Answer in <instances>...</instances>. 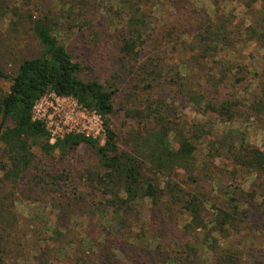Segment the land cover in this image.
Listing matches in <instances>:
<instances>
[{
  "label": "rangeland",
  "instance_id": "374dc122",
  "mask_svg": "<svg viewBox=\"0 0 264 264\" xmlns=\"http://www.w3.org/2000/svg\"><path fill=\"white\" fill-rule=\"evenodd\" d=\"M6 1L21 9L23 16L9 11L0 15V71L5 74L0 77V96L9 92L19 61L38 54V42L24 18L30 11L34 17L48 15L58 23L55 34L73 59L82 64L81 78H94L117 90L111 126L119 145L138 126L135 119L128 118L126 109L140 107L144 99L159 103L165 116L181 127L204 126L195 153L199 174L195 172L194 183L183 184L187 190L221 197L230 178L216 177L221 186L212 182L208 161L212 141L225 132L242 131L250 145L264 151V118L257 122L243 115L225 122L211 112L202 114L189 100L193 94L211 102H248L251 96L264 100V51L247 36L243 25L246 14L239 2L229 6L232 16L226 28L232 51L227 56L230 63L245 65L256 74L249 75L245 84H250L244 89L221 85L215 90L206 82L212 64L207 56L200 57L199 34L210 13L208 0ZM133 8H138L137 14L146 25L137 60L126 59L119 51L121 34L126 33V19ZM34 107V116L41 118L51 138L79 131L103 142L100 119L73 99L49 94ZM8 124L5 119L3 128ZM209 127L211 134L207 132ZM2 148L0 143V162L5 163ZM32 153V175L18 189L3 183L0 171V201L10 210L9 216L5 215L7 223L0 227V264H216L217 255L208 247L203 232H187L184 225L189 217L166 196L156 204L147 199L134 204L132 210L122 214L120 228L109 220L110 214L100 213L101 196L83 180L87 170L99 169L95 157L83 145L66 155L60 151L45 155L37 148ZM205 166H209L207 172L201 171ZM178 174L186 181L185 172ZM55 176L58 179L51 180ZM257 178L240 172L233 181L245 193L256 195L248 198L258 209L255 216L264 219V175ZM156 182L163 188V177L157 176ZM247 206L251 207L252 202ZM251 212L250 218H254ZM233 251H242L244 260L249 254L262 256L259 262L250 264L263 263L264 234L253 230Z\"/></svg>",
  "mask_w": 264,
  "mask_h": 264
},
{
  "label": "trees",
  "instance_id": "16d2710c",
  "mask_svg": "<svg viewBox=\"0 0 264 264\" xmlns=\"http://www.w3.org/2000/svg\"><path fill=\"white\" fill-rule=\"evenodd\" d=\"M208 1L210 13L207 12V24L199 34L200 57L207 56L212 64V73L207 75L206 82L215 90L221 85L244 89L250 84H245L249 75L256 73L240 63L232 64L228 59L227 55L232 51L230 31L226 28V21L232 16L229 6L240 3L246 14L243 25L247 36L254 38L257 47L264 51V0ZM257 5L260 7L256 8ZM8 11L21 18L23 16L21 9L0 0V15L5 16ZM129 13L119 51L124 58L137 60L144 43L146 25L137 14L138 8L129 10ZM24 18L30 24L29 29L38 42L39 51L32 58H22L13 77L17 82L14 95L7 102L6 119L9 124L0 134L1 151L6 156V162H0L1 181L18 189L30 178L33 148L45 155L55 151L66 155L83 145L95 157L99 169L97 172L87 170L83 180L89 189L101 196L102 201L98 204L100 213L110 214L109 220L118 228L123 224L122 214L132 210L134 204L146 199L156 204L166 196L170 204L178 206L189 217L184 225L187 232H203L208 247L217 255L216 264L259 262L262 256L249 254L244 260L242 251H233L235 245L246 242L253 230L264 234V219L255 216L258 209L248 198L256 195L245 193L233 180L240 172L254 174L256 178L263 176L264 151L250 145L242 131L225 132L212 141V155L208 161L212 167V182L221 186L223 177L230 178V183L223 187L221 197L202 190H187L183 184L194 183L195 172H199L195 153L199 132L204 126L197 124L198 127L192 129L181 127L165 116L159 103L144 99L140 107L126 109L128 118L135 119L138 126L130 130L123 145H119V138L111 126L117 90L97 79L84 80L80 77L82 64L74 60L59 41L55 34L58 23L50 16L34 17L26 11ZM4 76L0 71V77ZM13 79L9 92L14 85ZM9 92L0 96L1 118ZM49 94L71 98L83 109L97 115L101 121L103 142L73 132L64 133L51 142L45 124L32 116L35 103ZM189 100L198 106L202 114L211 112L225 122L243 115L247 119L254 117L257 122L264 118V100L261 97L251 96L248 102L240 99L211 102L203 95L193 94ZM207 132L211 134L210 127ZM209 166L202 167L201 171L207 172ZM179 171L187 174L186 181L180 179ZM157 176L164 178L163 188L157 185ZM216 177L221 180L216 182ZM52 179H58V176ZM39 180L43 182V179ZM249 202H252L251 207L247 206ZM250 210H253L251 215L254 218H250ZM9 213L10 210L0 201V227L7 223L5 215L9 216ZM1 240L0 234V243Z\"/></svg>",
  "mask_w": 264,
  "mask_h": 264
},
{
  "label": "water",
  "instance_id": "95a60500",
  "mask_svg": "<svg viewBox=\"0 0 264 264\" xmlns=\"http://www.w3.org/2000/svg\"><path fill=\"white\" fill-rule=\"evenodd\" d=\"M16 82H17V80L16 79H13L14 85L11 88V90L9 92V97H8V99H7V101L5 102V105H4V111H3V115H2V122L0 124V134H1V131L3 129V122L6 119V115H7V111H6V109H7V102L14 95V88H15Z\"/></svg>",
  "mask_w": 264,
  "mask_h": 264
},
{
  "label": "built area",
  "instance_id": "2783aa9c",
  "mask_svg": "<svg viewBox=\"0 0 264 264\" xmlns=\"http://www.w3.org/2000/svg\"><path fill=\"white\" fill-rule=\"evenodd\" d=\"M36 104H37V102L35 103V106H36ZM35 110H36L35 107H33V109H32V116H33V119H35V120H40V121H41V118H37V119H36V117L34 116V111H35ZM84 110H85V109H84ZM93 114H94V113H93ZM96 116H97V115H96ZM97 117H98V116H97ZM98 118H99V117H98ZM70 132H73V131H69V132H67V133H70ZM78 132H79V131H74L73 133H78ZM82 134H84V133H82ZM62 135H63V134H62ZM62 135H61V136H62ZM85 135H86V136H91V135H89L88 133H86ZM61 136H60V137H61ZM92 137H93V136H92ZM52 139H53V138H51V142H53V141L55 140V139H53V141H52Z\"/></svg>",
  "mask_w": 264,
  "mask_h": 264
}]
</instances>
